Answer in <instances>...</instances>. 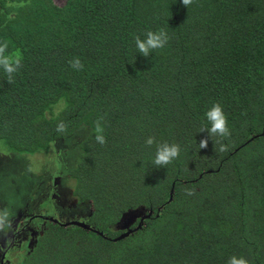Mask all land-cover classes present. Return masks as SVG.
<instances>
[{
	"label": "trees",
	"instance_id": "1",
	"mask_svg": "<svg viewBox=\"0 0 264 264\" xmlns=\"http://www.w3.org/2000/svg\"><path fill=\"white\" fill-rule=\"evenodd\" d=\"M161 29L165 47L140 54L135 37ZM5 41L22 64L12 82L0 67V151L83 126L66 173L91 227L46 220L9 264H264V0H0ZM216 103L228 138L201 131ZM162 143L180 154L158 168ZM135 208L151 212L113 239Z\"/></svg>",
	"mask_w": 264,
	"mask_h": 264
},
{
	"label": "rangeland",
	"instance_id": "2",
	"mask_svg": "<svg viewBox=\"0 0 264 264\" xmlns=\"http://www.w3.org/2000/svg\"><path fill=\"white\" fill-rule=\"evenodd\" d=\"M85 132L86 129L79 126L68 137L52 143L44 152H13L7 156L9 158L6 161L2 159L1 165L4 169L0 171V241L7 223L11 222L6 220L9 213H16L24 208L35 211L47 203L48 212H51L52 208L49 207L51 201L54 203L53 207L58 208L62 203L64 206L67 204L64 195L66 186L70 188V179L53 184L54 190L51 187V180L75 162L78 153L77 143ZM72 149L76 151V155ZM59 190L61 195L58 193ZM50 193L55 197H50ZM121 225L123 223L115 224L116 227L123 228ZM15 254L16 250L11 248L7 254L11 262L15 260Z\"/></svg>",
	"mask_w": 264,
	"mask_h": 264
},
{
	"label": "clouds",
	"instance_id": "3",
	"mask_svg": "<svg viewBox=\"0 0 264 264\" xmlns=\"http://www.w3.org/2000/svg\"><path fill=\"white\" fill-rule=\"evenodd\" d=\"M183 6L187 7L193 3V0H181ZM169 36L163 30H159L156 32L148 31L146 33L145 39H141L139 36L135 37V44L140 54L147 57L149 52H152L156 49H162L168 43ZM8 48V42L5 41L0 44V67L3 68L4 72L8 77V82H12L13 74L17 73L22 64V56L21 54L13 53L6 54V50ZM71 66L76 70H82L83 64L81 63L79 58H75L70 61ZM206 118L210 125V127L202 128L201 131H207L209 136H217L220 138H228L231 135L230 129L228 127L227 117L220 106V104L216 103L206 112ZM64 126L61 124L58 126V131H63ZM97 135L95 137L96 141L100 144L106 143L105 137L103 136V128L100 126L99 122L96 125L95 129ZM146 145L151 147L154 143H156L153 137H149L145 141ZM219 143V152H226L228 150L227 145ZM208 146V139H201L199 142V148L204 149ZM180 154V146L177 144H168L162 143L157 145L156 155L153 160V164L158 168L164 167L168 164H171ZM187 195H193L192 190H186ZM228 264H249L248 260L243 257H235L232 256L228 260Z\"/></svg>",
	"mask_w": 264,
	"mask_h": 264
},
{
	"label": "flooded vegetation",
	"instance_id": "4",
	"mask_svg": "<svg viewBox=\"0 0 264 264\" xmlns=\"http://www.w3.org/2000/svg\"><path fill=\"white\" fill-rule=\"evenodd\" d=\"M73 151L74 150L72 149V152ZM11 153L13 152L0 151V171L4 169V167L1 165V163L3 162L2 159L6 161V159L9 158H7V156H9ZM73 153L76 155V151H74ZM67 168L68 167H66L63 172L57 174L56 177L51 180L52 190H54L53 184H57L58 181L61 182L63 180L64 182H66L67 180H69L66 173ZM66 187L67 189L64 196L67 200V204L65 206L62 203L59 208L53 207L54 203L52 201H49V207L52 208L51 212H48L47 203L45 206L39 207L35 211L24 208L23 210H19L16 213H9V217L6 220H9L11 222L7 223V228L3 232V237L0 241V264H9L11 262V258L7 257V254L11 248L16 250L17 254L20 253L23 249L29 248L33 243L35 235L46 220L65 222L72 219H86L89 212L86 202L77 201L76 198L71 194V188H68V186ZM58 193H60L61 195V190H59ZM50 197L55 196L50 193ZM55 208L58 209L55 210ZM50 216L53 219L50 218Z\"/></svg>",
	"mask_w": 264,
	"mask_h": 264
},
{
	"label": "water",
	"instance_id": "5",
	"mask_svg": "<svg viewBox=\"0 0 264 264\" xmlns=\"http://www.w3.org/2000/svg\"><path fill=\"white\" fill-rule=\"evenodd\" d=\"M150 212H151L150 209L147 210L146 212H143L141 209H138V208L125 211L121 215L119 220L116 222V223H121V224L123 223V225H121V227H123L124 229L118 235H116L113 239L122 237V236L128 234L133 229L139 227L141 222H142L143 217L148 216ZM135 217H138L137 223L134 226H129L130 223L132 222V220L135 219ZM50 218H52V217L50 216ZM65 222L78 224V225L83 226L85 228H91L90 226H88V224H86L84 222V220L72 219V220H68Z\"/></svg>",
	"mask_w": 264,
	"mask_h": 264
}]
</instances>
